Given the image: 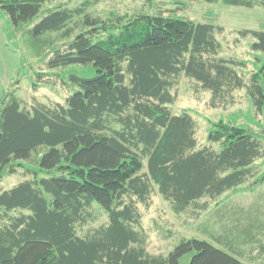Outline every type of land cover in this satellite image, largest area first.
Returning a JSON list of instances; mask_svg holds the SVG:
<instances>
[{
    "label": "trees",
    "instance_id": "obj_1",
    "mask_svg": "<svg viewBox=\"0 0 264 264\" xmlns=\"http://www.w3.org/2000/svg\"><path fill=\"white\" fill-rule=\"evenodd\" d=\"M171 1L264 9V0ZM43 5L0 0V11L15 30L33 24L27 33L34 46L49 33L72 37L69 24L83 11L56 7L34 23ZM81 26L45 63L47 70L79 67L91 74L59 76L76 88L63 104L26 109L12 91L0 100V181L18 169L29 176L0 192V264H181L186 256L187 264H246L197 239L151 256L133 226L154 189L179 214L256 176L254 164L264 158V31L238 32L253 39L256 68L247 75L240 71L245 62L220 57L219 26L160 12L109 21L84 15ZM180 75L210 92L215 108L233 104L243 90L260 133L235 118L219 120L200 145L192 116L169 109V79ZM50 76L37 74L33 87L54 85ZM93 205L108 223L82 238L77 229Z\"/></svg>",
    "mask_w": 264,
    "mask_h": 264
},
{
    "label": "rangeland",
    "instance_id": "obj_2",
    "mask_svg": "<svg viewBox=\"0 0 264 264\" xmlns=\"http://www.w3.org/2000/svg\"><path fill=\"white\" fill-rule=\"evenodd\" d=\"M56 7L83 13L80 16L76 14L69 24L72 37H63V31L49 33L42 38L44 42L37 45L39 47L34 46L27 33L33 24L15 30L0 11V100L12 91L26 109L37 104H63L76 88L70 84L64 86L59 76L69 73L91 76L85 68L47 70L45 67L53 48L71 41L84 29L81 26L84 15L109 21L117 17L160 12L165 16L184 17L194 23L219 26L222 32H215V38L222 46L220 57L245 62V69L240 71L247 75L256 68L253 65L256 54L250 48L253 39L251 36L241 37L238 32L264 31L263 8L246 9L203 1L181 5L171 0H44V11L34 23ZM39 73L49 74L50 80L56 78L57 82L33 87ZM169 81L173 83L171 94L174 97L169 109L175 115L186 112L192 116L200 145L206 144L212 123L219 120L229 123L235 118L236 124L260 133L261 128L256 125L259 118L255 117L243 90L233 94V104L215 108L210 105V92L202 90L194 80L180 75L171 77ZM261 140L264 147V138ZM254 166L257 174L253 179L214 200L202 199L179 214H175L154 189L148 205L138 206L139 223L133 226L143 239L145 251L151 256L165 257L181 240L197 239L223 249L243 263L264 264V158L257 160ZM24 179H29V176L23 169H18L17 174L4 176L0 181V192ZM204 204L206 206L202 208ZM90 214L88 223L77 229V235L82 238L108 223L107 213L97 205L92 206ZM188 259L189 256L184 257L181 264H187Z\"/></svg>",
    "mask_w": 264,
    "mask_h": 264
}]
</instances>
